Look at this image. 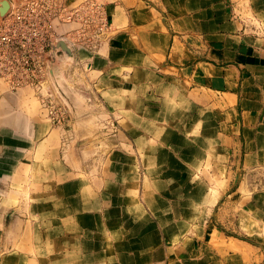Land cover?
Listing matches in <instances>:
<instances>
[{
	"label": "crops",
	"instance_id": "1",
	"mask_svg": "<svg viewBox=\"0 0 264 264\" xmlns=\"http://www.w3.org/2000/svg\"><path fill=\"white\" fill-rule=\"evenodd\" d=\"M102 1L111 31L76 57L133 144L76 171L45 114L10 124L24 116L7 88L0 264H264V0ZM172 97L195 109L179 132Z\"/></svg>",
	"mask_w": 264,
	"mask_h": 264
},
{
	"label": "rangeland",
	"instance_id": "2",
	"mask_svg": "<svg viewBox=\"0 0 264 264\" xmlns=\"http://www.w3.org/2000/svg\"><path fill=\"white\" fill-rule=\"evenodd\" d=\"M240 11L243 13V20L247 23L246 27L260 30L259 22L251 12L245 8L240 9ZM54 61L53 66L56 71L53 77L48 75V82L53 89L55 99H57L58 103L56 104L66 109V120L62 125L53 123L49 117L48 109L42 105L36 92L31 88H21L16 92L22 105L15 112L21 113L24 116L23 120L12 123L8 121V123L26 125V120L36 118L39 114H45L50 128L61 131V154L66 164L70 167L74 165L76 171H79V168L83 167L84 164L90 165L91 171L98 170V164H103L109 160L113 147L118 145L131 147L133 138L123 128V126L128 128V125L125 121L120 120L118 108L109 107L105 104L103 97L97 91L98 89L92 84L95 77L94 73L91 72L88 64L77 59L76 52L74 59L58 53L55 55ZM54 84L57 85L58 91L54 90ZM7 90L5 83L0 80V97ZM177 97L167 100V105L163 111L166 114V124L173 129L176 127L179 132L182 119L185 118L184 113H194L195 109L188 107L186 112L185 107L179 104L178 99L176 100ZM1 113L4 111L0 104V126L7 124L3 121ZM184 123L182 122L181 127ZM191 123L193 124V122ZM186 130L187 128H184L185 135ZM178 137L175 141L178 140ZM158 140L160 144L168 147H170V142H173L171 139ZM229 172L231 176V168ZM220 174L227 177V170ZM207 176L210 179L219 177L217 174L209 173ZM230 223L221 220L219 224L227 234L245 238L243 233L231 228Z\"/></svg>",
	"mask_w": 264,
	"mask_h": 264
},
{
	"label": "built area",
	"instance_id": "3",
	"mask_svg": "<svg viewBox=\"0 0 264 264\" xmlns=\"http://www.w3.org/2000/svg\"><path fill=\"white\" fill-rule=\"evenodd\" d=\"M110 31L101 0H0V80L11 91L33 89L51 121L62 125L66 109L56 104L50 85L45 86L53 43L62 38L74 51L83 47L99 52Z\"/></svg>",
	"mask_w": 264,
	"mask_h": 264
},
{
	"label": "water",
	"instance_id": "4",
	"mask_svg": "<svg viewBox=\"0 0 264 264\" xmlns=\"http://www.w3.org/2000/svg\"><path fill=\"white\" fill-rule=\"evenodd\" d=\"M6 6H7V3L4 4V7H3L2 11L5 10ZM58 53H62L64 55H67L71 59H74V57H75V51L71 48L70 45H68V43L64 39L61 38V39L56 40L53 43V45H52V47H51V49H50V51L48 53V56H47L48 74H49L50 77H53V75H54V73L56 71L55 67L53 66V64L55 62L54 61V57ZM48 85H50V82H47L45 84V86H48ZM53 88H54V90L58 91L57 90L58 89L57 85L54 84Z\"/></svg>",
	"mask_w": 264,
	"mask_h": 264
}]
</instances>
